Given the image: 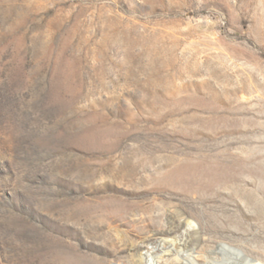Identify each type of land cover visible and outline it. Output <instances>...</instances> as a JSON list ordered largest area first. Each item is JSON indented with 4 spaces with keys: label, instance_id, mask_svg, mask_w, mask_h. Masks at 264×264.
Wrapping results in <instances>:
<instances>
[{
    "label": "rangeland",
    "instance_id": "rangeland-1",
    "mask_svg": "<svg viewBox=\"0 0 264 264\" xmlns=\"http://www.w3.org/2000/svg\"><path fill=\"white\" fill-rule=\"evenodd\" d=\"M164 239L264 264V0H0V264Z\"/></svg>",
    "mask_w": 264,
    "mask_h": 264
},
{
    "label": "bare ground",
    "instance_id": "bare-ground-1",
    "mask_svg": "<svg viewBox=\"0 0 264 264\" xmlns=\"http://www.w3.org/2000/svg\"><path fill=\"white\" fill-rule=\"evenodd\" d=\"M185 221L188 225L192 226L191 222L185 217ZM190 244V242H189ZM172 243L169 240H162L160 242L159 247L151 253L153 255V260L149 264H159L158 258L162 259L163 256H166L170 252L174 256L172 264H200V260L196 253L193 251H189L188 249V242H183V249H175L171 248ZM157 251V252H156ZM208 258H212L213 260H209L207 264H262L256 259L250 258L246 254L239 253L234 250H212L209 252ZM139 264H144L143 259L141 258Z\"/></svg>",
    "mask_w": 264,
    "mask_h": 264
}]
</instances>
